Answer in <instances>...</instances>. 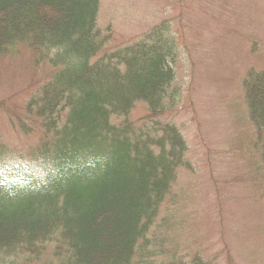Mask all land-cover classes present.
<instances>
[{"label": "trees", "instance_id": "obj_1", "mask_svg": "<svg viewBox=\"0 0 264 264\" xmlns=\"http://www.w3.org/2000/svg\"><path fill=\"white\" fill-rule=\"evenodd\" d=\"M99 0H0V54L25 42L56 68L26 110L44 137L26 161L0 149V253L64 250L59 264H138L186 142L173 112L177 41L163 24L108 49L97 26ZM248 116L264 160V69L243 79ZM146 106L141 124L128 119ZM136 261V262H135ZM206 264L199 256L189 262Z\"/></svg>", "mask_w": 264, "mask_h": 264}, {"label": "rangeland", "instance_id": "obj_2", "mask_svg": "<svg viewBox=\"0 0 264 264\" xmlns=\"http://www.w3.org/2000/svg\"><path fill=\"white\" fill-rule=\"evenodd\" d=\"M163 24L177 41L173 123L186 145L169 193L146 238L138 264L172 259L206 264H264V160L248 116L243 79L264 69V0H99L97 26L108 49ZM0 54V149L26 161L43 138L40 120L26 111L56 68L25 42ZM146 106L128 119L143 122ZM143 119V120H142ZM64 250L45 244L35 254L5 255L0 264H59ZM135 261V262H136Z\"/></svg>", "mask_w": 264, "mask_h": 264}]
</instances>
